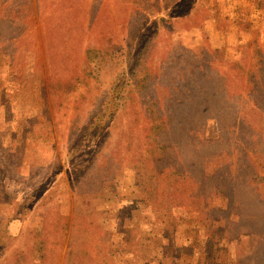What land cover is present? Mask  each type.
Segmentation results:
<instances>
[{"label":"rangeland","instance_id":"obj_1","mask_svg":"<svg viewBox=\"0 0 264 264\" xmlns=\"http://www.w3.org/2000/svg\"><path fill=\"white\" fill-rule=\"evenodd\" d=\"M151 1L140 9L121 4L114 9V0H13L9 6L27 17L14 20L18 32L34 20L39 45L18 44L9 27L0 38V264H93L91 259L84 262L90 245L86 231L91 230L83 220L86 215L102 227L103 241L98 242V234L93 236L96 264H264V109L260 114L251 110L264 91V0H198L192 13L163 30L160 50L150 64L161 71L164 83L157 87L170 100L174 90L170 82L186 84L194 71L204 76L211 70L223 71L233 80V68L240 66L245 72L236 73L241 85L243 78L260 85L252 90L253 98L241 91V103L231 117H208L194 106L192 114L185 115L191 124L195 113L196 130L210 140L222 136L221 120L234 130L237 150L243 152L240 158L247 162L242 165L248 175L259 177L260 184L248 188L255 211L245 213L249 206L235 203L206 218L203 228L183 215V200L170 204L169 210L160 206L159 183L149 181L143 165L144 150L158 145L145 129L151 117L138 99V89L98 144L76 159L68 155L104 101L114 69L96 71L102 84L90 90L81 87L76 93L62 90L57 80L80 75L89 46L98 50L96 57L110 52L106 60L130 51L137 31L115 32L121 21L144 12L149 17L144 23L165 16L166 7L174 2L153 0L152 6ZM163 105L172 106L167 101ZM58 122L64 123L63 129L56 127ZM169 135L157 144L171 142ZM55 163L64 169L50 179ZM125 200L135 204L115 210ZM75 216L78 223L73 227ZM212 227L221 233L214 234L212 246H207L211 238L205 233ZM127 230L133 231L139 246L135 252L122 242ZM73 232H81L74 242ZM165 244L170 248L166 250ZM101 249L107 258L113 255L111 262L105 261Z\"/></svg>","mask_w":264,"mask_h":264},{"label":"trees","instance_id":"obj_2","mask_svg":"<svg viewBox=\"0 0 264 264\" xmlns=\"http://www.w3.org/2000/svg\"><path fill=\"white\" fill-rule=\"evenodd\" d=\"M0 2V38L4 34V27H9L10 30L12 29L15 42L25 45L29 41L31 43L36 41V47H38V33L33 24L34 20L31 21L32 25L29 24V21L27 22L29 24L27 25V30L18 32L14 28V20L23 21L27 17L23 14L20 17L19 13H15L20 10H14L15 7L13 9L9 7L13 0H0ZM148 3H150V0H114L112 6L114 9H118L121 4L126 9H129V6L132 5L135 7L134 9H140L141 6L144 5L145 7ZM197 3L198 0H174L172 4L166 7L167 15L162 16L159 14L145 23L143 21L149 19L145 12L144 15L139 13V17L135 18L125 17L119 25L121 29H117L115 32L121 30L118 32L121 33L123 30L131 29L137 31L130 51L125 50L120 55L112 54L109 60H106V56L110 52L106 56L96 57L98 50L95 51L93 47L89 46L84 52L85 67L80 72V75L74 76V78H59L57 83L62 86V90L65 89L72 93L78 92L81 87H87L90 90L102 84L99 75H95L96 71L107 69L109 66L114 69L109 78V86L106 88L107 93L104 101L77 136L71 150L68 152L71 159H76L78 156L81 157V154H85L98 144L110 122L121 117L129 96L138 89L140 96L138 99H142V103L147 106L151 117L145 124V129L152 133L150 136L158 145L156 149L147 148V150H144L143 154L147 155V159L143 162V165L145 174L151 177L149 181L159 183L157 198L160 201V206L169 210L168 206L170 204H174L177 200H183L185 202L183 215L185 217L190 216V220H194L197 226L203 227L202 225H204L205 227L203 228H206L204 220L221 211L220 208L224 211L231 205L240 203L243 208L249 206L243 212L251 214L255 211L257 207L251 203L248 188L254 185L258 186L260 182L258 176L254 174L248 175L249 172L242 165V163L246 164L247 162L240 158V153L243 152L242 150H237L238 145L236 144V135L233 129L226 127V123L221 120L219 127H221L222 136H219L217 140H210L196 130L199 121L196 120L195 113L194 121L191 124L185 121V115H191L192 112L190 111L194 106V111L196 108L197 113L201 111L203 115L208 117L217 115L218 119H220L227 114L231 117L230 113H235L237 104L241 103L242 98L240 95H243L242 92H246L248 98H253L252 90H255L260 85H253L247 81L245 83V78H243L241 85L239 83L241 78L237 81L236 73L245 74V72L240 66H236L233 68V80L229 78L228 73L223 71L211 70L207 76L194 71L191 72L186 84L185 80L170 82L174 89L171 100L167 99L163 92L160 91L157 85L158 83L160 85L163 84L164 79L160 76L161 71L158 69L154 71L150 64L154 62L155 56L160 50L159 46L162 41L163 30L168 28L174 21H178L179 18L186 17L192 13L198 5ZM151 5L153 6V0ZM84 14L86 13L84 12ZM116 60L118 64H115ZM241 73L239 74L240 76ZM259 73L257 72L256 79H258ZM206 79H208V82ZM261 85L264 86V84ZM258 99L259 102L251 99L252 102L256 103L254 109L251 106V110L255 114H260L264 109V91H262ZM163 101H167L172 106L164 107ZM196 102L199 106L196 105ZM262 102L261 107L260 103ZM60 125L63 129L64 123H56V127L59 130ZM230 125H232L231 122ZM168 135L173 137L171 142L164 144V146L157 144L160 143L161 138ZM50 168V179H52L61 173L64 166L60 163H55ZM2 170H0V175ZM49 183L50 181L46 182L43 187L45 188ZM3 188L6 189L5 186ZM255 193L257 196H261L257 192ZM24 203L28 207L29 200L24 201ZM134 204L135 202L132 200H125L119 202L115 210L130 209ZM15 216L17 219L23 218L19 215ZM89 218L91 217L86 215L83 220L89 226L88 229L94 230V232L91 230L86 231L90 237V245L87 250V261L84 262H90L91 259L92 263L96 264L93 236L98 234L96 236L99 239L98 242L103 241L101 236L102 227L89 220ZM227 218L231 219V214ZM77 223L78 218L75 216L73 217V227ZM51 225L56 229V223L50 221L49 226ZM167 226L170 227L169 224ZM1 229L2 226H0V231ZM79 233L81 235V232H73V242L76 239V234ZM132 233L133 231L129 230L124 232L122 242L135 252L139 246L135 245ZM219 233H221L220 228H209L205 235L211 240L206 241V245L212 246L214 234ZM164 247L166 250L170 248L166 244ZM134 248L136 249L134 250ZM154 250L157 252L159 249L155 248ZM101 255L106 262H111L113 255L109 253L107 258L105 249H101ZM148 264H152V262ZM153 264L158 263L154 261Z\"/></svg>","mask_w":264,"mask_h":264}]
</instances>
